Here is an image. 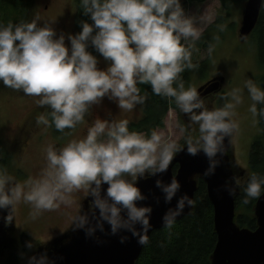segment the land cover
Masks as SVG:
<instances>
[{
    "label": "clouds",
    "instance_id": "9594fccd",
    "mask_svg": "<svg viewBox=\"0 0 264 264\" xmlns=\"http://www.w3.org/2000/svg\"><path fill=\"white\" fill-rule=\"evenodd\" d=\"M80 7L93 23L81 21L82 31L74 35L57 37L52 24H42L39 16L0 22V83L39 97L37 103L45 111L37 115V125L67 135L65 129H75L105 97L127 111L144 104L146 96L138 85L147 84L155 95L174 100L194 127L181 144L155 129L130 130L127 119H96L84 138L44 149L46 166L38 178L17 181L0 166V210L8 213L3 219L11 225L23 201L31 205L35 220L43 212L71 206L73 194L84 190L91 200L87 211L81 206L73 218L74 230L93 237L97 231L105 232L107 224L110 235L129 232L144 246L149 242L153 207L138 203L148 199L139 182L167 173L175 157L185 151L193 157L203 153L209 165L203 175H215L226 155L225 141L231 144L239 130L235 117L243 89L232 88L222 97V106L210 109L195 86L185 87L181 73L196 67L191 56L200 33L181 0H80ZM90 47L109 61L106 69L98 67ZM244 88L252 101L248 111L254 122L264 120V107H258L264 105V88L250 78ZM231 180L232 186L226 182L225 190L235 196L241 182L235 176ZM156 187L171 205L182 185L173 175L168 183L157 179ZM242 191L245 205L261 198L264 174H250ZM192 206V197L180 196L164 213V228L171 230L185 208ZM128 239L120 236L122 244ZM26 247L31 250L34 244L29 241ZM20 255L27 264H56L46 252Z\"/></svg>",
    "mask_w": 264,
    "mask_h": 264
},
{
    "label": "rangeland",
    "instance_id": "374dc122",
    "mask_svg": "<svg viewBox=\"0 0 264 264\" xmlns=\"http://www.w3.org/2000/svg\"><path fill=\"white\" fill-rule=\"evenodd\" d=\"M246 2L242 6L234 8L232 20L237 24V32L232 31L234 34L229 33L228 35H231L229 38L215 46L209 62V48L199 51L195 57L194 63L196 67L192 69V76L185 82V87L192 85L200 92L210 80H215L221 84V80L217 79H222V85L218 91L216 90L204 97V103L210 109L222 106L224 103L222 97L230 92L232 88L240 87L243 89V103L237 107V115L235 117L239 122V130L234 135L229 151L236 174H238L240 169H248L249 148L252 141L260 133L258 122H254L251 113L248 111L252 101L248 96L247 89L244 88V82L249 78L261 86L258 82L260 70L257 63L256 48L248 40H242L239 34ZM68 9L71 10L70 15L73 16L68 25H71L74 34L76 22V18L74 21L76 14L74 0H33L30 9L27 11V14L31 13L27 21L39 16L42 24L51 23L57 34L60 32L64 34L65 32V35H67L65 31V15H67ZM184 10L187 15L193 17L194 26L198 29L200 35L210 27L222 11L218 0H205L202 4L189 2V4L185 5ZM98 60V67L101 69H106L109 66V61L104 60L100 54ZM203 62L208 63L202 64ZM34 101V97L25 96L22 91L12 90L0 83V117L6 119L7 134H11L15 130L21 117L25 118L35 108L33 107ZM142 108V105H137L131 111L122 110L117 107L115 102L105 97L100 103L90 108L84 121L71 133L69 141L85 137V125L93 109L98 110L101 114L107 112V120L118 121L127 119L129 122L133 120L137 122L143 117ZM173 108L167 112L165 127L158 129V131L164 134L165 139L171 138L182 144L185 136L191 132L194 126L190 125L188 116L177 108L175 102ZM181 122L184 123L185 127H183ZM46 147L47 140L45 139L44 143L39 145L37 155L28 161L25 168L30 177L38 178L42 169L46 166L44 154ZM73 200L74 203L71 206L61 205L59 209L43 212L35 220L30 216L31 205L23 201L17 205L12 223L13 233L17 234H13L11 238H14L17 242L15 252L20 257L19 261H21V264H25L27 261V259L21 258L20 254L22 252L28 257L35 256L39 255L40 251L49 249L55 244L60 245L65 240L64 243L68 242V236L74 230L73 218L81 211V206H83V210L87 211L91 197H88L87 192L81 190L73 194ZM23 235L24 238L22 239ZM29 241L34 244L31 250L26 247Z\"/></svg>",
    "mask_w": 264,
    "mask_h": 264
},
{
    "label": "water",
    "instance_id": "95a60500",
    "mask_svg": "<svg viewBox=\"0 0 264 264\" xmlns=\"http://www.w3.org/2000/svg\"><path fill=\"white\" fill-rule=\"evenodd\" d=\"M263 0H248L246 2L243 18L240 27V37L242 40L248 38L255 29ZM219 82H213L202 90L201 97L218 91ZM226 145V155L221 157V164L216 169L213 176L205 177V169L209 166L208 160L203 153L195 157L187 152L179 153L169 167L167 173L141 180L138 186L145 196V201L138 202L140 205H150L153 207L151 218V234L163 229L162 217L169 207H175L180 196L187 193L193 198L192 208L186 207L184 213L177 218V221L191 215L195 208V194L198 189L196 177L204 180L207 185V192L210 202L214 208L215 232L217 244L212 255L213 264H264V195L258 199L255 207V217L258 227L255 231L240 227L236 222L235 199L239 193V186L235 188L236 195L231 196L225 190V184L232 186L233 176L240 178L236 174L229 151L232 144ZM178 167L176 172L174 168ZM175 175L182 187L176 199L171 205L164 202L163 193L156 187V180L162 179L166 183L171 181ZM106 190L107 185H104ZM159 198V203H157ZM8 213L0 210V260L4 258L5 251L16 244V240L11 238L13 225L6 226L3 219ZM94 224L95 221L93 220ZM105 232L97 231L95 236H86L83 230H73L68 236V242L55 244L49 248L48 257L56 264H136L139 259L143 245L137 242L129 232H121L117 236L110 235V226L105 224ZM10 234V236H9ZM120 236H128L126 243L120 242ZM65 238V236H64ZM64 243V244H63Z\"/></svg>",
    "mask_w": 264,
    "mask_h": 264
},
{
    "label": "trees",
    "instance_id": "16d2710c",
    "mask_svg": "<svg viewBox=\"0 0 264 264\" xmlns=\"http://www.w3.org/2000/svg\"><path fill=\"white\" fill-rule=\"evenodd\" d=\"M204 1L190 0L181 3L184 8L189 2L202 4ZM246 1L219 0L222 11L217 16L216 23L210 25L193 44L191 60L194 65L195 57L199 51L209 48L210 45L212 46V51L218 43H223L231 36L228 35L229 33H233L232 31L237 32V24L232 20L234 8L242 6ZM32 2L33 0H0L1 13L15 14L0 15V22L6 24L9 20L13 21V23H18L22 20L27 21L29 15L24 14H27ZM74 2L77 13L75 34H77L82 31L81 21H86L90 24L93 21L90 16L84 14L83 9L80 7V0H74ZM218 26H223V31ZM247 40L256 48L257 63L260 70L258 82L264 88V0L257 25ZM88 50L93 55L99 56V53L93 48L90 47ZM202 64L207 63L203 62ZM191 72L192 69L181 73L184 82L190 79L192 76ZM138 87L141 89V95L146 96L145 103L142 104L143 117L140 121L129 123L130 130L148 133L153 129H163L167 112L170 107L173 108L174 100L170 102L168 99L155 95L150 85L143 84L138 85ZM258 107H264V105H259ZM258 125L260 133L252 141L249 148V167L247 170L238 172L241 183L239 185V193L235 199L236 222L240 227L248 228L251 231H255L258 227L255 217V206L258 199L252 200L247 205L243 204L241 200L243 197L242 189L247 185L250 174H264V120H260ZM4 160L6 161V159ZM0 164L1 166L4 165L3 162H0ZM176 170L177 166L174 168V172ZM197 179L198 189L195 194L193 213L182 220L176 221L171 230L163 228L154 231L149 238L148 244L144 246L136 264H213L212 255L217 244L214 208L208 197L206 183L201 178ZM22 237L24 238V235ZM5 253L6 255L1 258L0 264H21V261H19L20 257L15 252V246L7 249Z\"/></svg>",
    "mask_w": 264,
    "mask_h": 264
},
{
    "label": "flooded vegetation",
    "instance_id": "af4514ba",
    "mask_svg": "<svg viewBox=\"0 0 264 264\" xmlns=\"http://www.w3.org/2000/svg\"><path fill=\"white\" fill-rule=\"evenodd\" d=\"M69 9L67 10V15H65V31L67 32V35L73 34L71 25H68V23L73 19V16L70 15L71 10ZM0 15H15V14H6L0 12ZM24 15H31V13ZM76 16L77 15L75 14L74 21ZM74 33H75V26H74ZM60 34H63V32L58 33L57 37ZM66 43L69 44L70 46V42L66 40ZM212 53L213 50L210 51L209 53L210 55L208 54V62L212 57ZM217 80H221V84L219 85L220 87L222 85V79L218 78ZM213 82H217V81L210 80L206 85H210ZM34 98H35L34 101L35 104L33 107L35 108L32 109L25 118L21 117L20 121L17 123L15 127V130H13L11 134H7L6 131L7 125L5 123L6 119H2L0 117V162L4 163L3 167L5 168L7 167L8 169L7 172L10 175L14 176L16 180H20V181H25L30 177L25 167L28 164V161L33 159L37 155L38 147L39 145L44 143L45 139L47 140V146L49 144H53L57 148L66 146V144L69 142V138L72 135L71 133L74 132V130L81 124V123L78 124L75 129L65 130V133H67V135L58 132L54 127L45 128V126L43 125L38 126L36 123V117L40 113L44 112L45 109L41 108L38 105L37 101L39 98L38 97H34ZM110 104L115 105L113 103ZM107 118H108L107 112L101 114L98 110L93 109L91 111V114L89 115V118L87 119L84 136L87 135L88 128L96 119H107ZM135 121L136 120H133L131 122H135ZM4 159H6V161ZM40 252L41 253L46 252L48 255L49 249H46L44 251L42 250ZM25 264H27V261L25 262Z\"/></svg>",
    "mask_w": 264,
    "mask_h": 264
},
{
    "label": "bare ground",
    "instance_id": "6f19581e",
    "mask_svg": "<svg viewBox=\"0 0 264 264\" xmlns=\"http://www.w3.org/2000/svg\"><path fill=\"white\" fill-rule=\"evenodd\" d=\"M239 34H240V32H239ZM232 144V143H231Z\"/></svg>",
    "mask_w": 264,
    "mask_h": 264
}]
</instances>
